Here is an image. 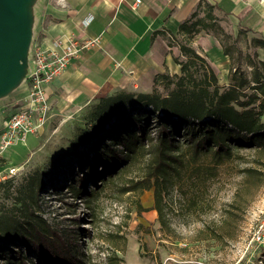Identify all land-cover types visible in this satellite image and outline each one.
<instances>
[{
  "label": "trees",
  "instance_id": "16d2710c",
  "mask_svg": "<svg viewBox=\"0 0 264 264\" xmlns=\"http://www.w3.org/2000/svg\"><path fill=\"white\" fill-rule=\"evenodd\" d=\"M208 10L204 18H192L180 27L185 38L180 50L187 60L175 58L181 74L173 75L174 87L167 94L119 91L94 104L95 126L76 145L92 149L93 161L102 169L96 171L89 163L84 170L88 181H100L87 193L89 201L112 187L119 193L153 190V208L163 223L165 197L172 189L181 190L190 181L192 193L186 197L195 205L198 191L240 149L264 151V62L261 71L251 60V75L232 66L225 89L210 66L202 76L192 70L205 61L192 46L202 31L220 38L234 63L228 44L234 36L213 15V7ZM253 43L264 48V40L254 38ZM72 154L79 155L73 171L79 177L86 166L81 162L84 153ZM46 175H32L18 189L14 211L0 215V264H92L91 252L81 251L74 237L60 234L38 213ZM82 184L87 182L79 178L78 187H71L82 194ZM118 260L122 258L117 254L109 255L107 264H121Z\"/></svg>",
  "mask_w": 264,
  "mask_h": 264
},
{
  "label": "rangeland",
  "instance_id": "374dc122",
  "mask_svg": "<svg viewBox=\"0 0 264 264\" xmlns=\"http://www.w3.org/2000/svg\"><path fill=\"white\" fill-rule=\"evenodd\" d=\"M231 34L234 37L228 44L232 46V66L251 75L253 65L250 61L253 60L262 71L264 48L255 46L253 39L264 40V33L240 28L237 34ZM172 42L182 44L185 38ZM208 66L206 60L198 61L192 70L202 76ZM173 82V76L162 78L151 92L167 94L174 87ZM218 84L225 89L230 82L226 85L218 80ZM26 87L25 82L19 90L0 98V130L20 107L19 94ZM96 103L85 106L64 124L57 118H49L39 133L30 134L26 142L0 152V215L14 211L18 189L32 175L47 173L38 213L60 234L74 237L81 251L91 252L92 264H107L108 256L114 254L122 258L116 261L121 264L257 262L260 253H253L247 247L252 230L264 211L263 150L240 149L236 157L221 165L216 175L198 191L195 205L186 197L192 193L190 181L183 183L181 190L172 189L165 197L162 223L158 211L153 208V190L142 194L119 193L112 187L88 200L87 193L100 181H88L84 170L89 163L96 171L102 169L94 163L92 149L81 145L76 149V145L84 132L95 126L91 112ZM75 152L84 153L81 162H86L85 169L78 171H83L79 177L73 173L79 164L76 161L79 155L72 154ZM79 178L87 182L80 187L85 189L82 194L75 193L71 187H78Z\"/></svg>",
  "mask_w": 264,
  "mask_h": 264
},
{
  "label": "crops",
  "instance_id": "0c3cea01",
  "mask_svg": "<svg viewBox=\"0 0 264 264\" xmlns=\"http://www.w3.org/2000/svg\"><path fill=\"white\" fill-rule=\"evenodd\" d=\"M136 1H42L36 45L50 48L60 40L65 44L71 40H97L46 86L51 119L64 124L101 98L119 91L148 93L162 76L181 74V65L175 58L185 57L180 44L172 41L183 37L180 27L184 22L204 18L210 6L228 33L237 34L240 28L264 33V0H140L137 6ZM192 46L218 80L228 85L232 61L225 55L220 38L202 31L194 37ZM224 72L227 74L221 77ZM26 93L27 87L19 95Z\"/></svg>",
  "mask_w": 264,
  "mask_h": 264
},
{
  "label": "built area",
  "instance_id": "2783aa9c",
  "mask_svg": "<svg viewBox=\"0 0 264 264\" xmlns=\"http://www.w3.org/2000/svg\"><path fill=\"white\" fill-rule=\"evenodd\" d=\"M139 3L140 0H137L135 5ZM90 21L91 18L84 25L87 26ZM96 41L80 43L71 40L65 44L60 40L50 48L33 43L31 73L26 81L27 93L21 96L20 107L8 117L5 127L0 130V152L19 142H26L30 134L39 133L44 128L52 109L46 86L66 71L74 57L94 46ZM262 215L252 230L247 247L253 253H260L257 262L253 264H264V211Z\"/></svg>",
  "mask_w": 264,
  "mask_h": 264
},
{
  "label": "water",
  "instance_id": "95a60500",
  "mask_svg": "<svg viewBox=\"0 0 264 264\" xmlns=\"http://www.w3.org/2000/svg\"><path fill=\"white\" fill-rule=\"evenodd\" d=\"M42 1L0 0V98L19 90L29 78Z\"/></svg>",
  "mask_w": 264,
  "mask_h": 264
}]
</instances>
